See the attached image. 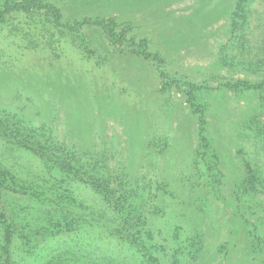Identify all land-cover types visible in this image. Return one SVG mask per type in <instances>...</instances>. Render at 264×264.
Masks as SVG:
<instances>
[{"label":"rangeland","instance_id":"rangeland-1","mask_svg":"<svg viewBox=\"0 0 264 264\" xmlns=\"http://www.w3.org/2000/svg\"><path fill=\"white\" fill-rule=\"evenodd\" d=\"M235 3L65 0L59 5L65 21L114 16L129 22L138 37L151 40V51L166 59L171 78L216 86L221 77L264 78V65L255 74L239 63L250 51L264 55V0L253 4V37L241 47L233 45L237 32L230 25ZM41 23L43 17L14 14L0 24L3 131L15 140L17 128L44 129L67 146L104 159L113 174L145 186L136 198L165 247L162 264L174 262V246L186 241L192 245L181 264H264V187L247 194L241 189L248 165L257 181L264 180V90L197 94L205 104L219 175L200 161L197 117L185 95L162 89L155 62L113 47L99 28L85 27V39L74 41L71 35L43 31ZM224 52L234 57L227 64ZM0 151L18 168L33 164L39 170L38 160L23 155L7 135L0 138ZM5 197L31 210L23 224L40 226L37 217L44 207L19 195ZM176 229L181 237L175 242ZM46 236L36 240L39 264H56L57 257L71 255L72 237ZM20 246L23 264H38Z\"/></svg>","mask_w":264,"mask_h":264},{"label":"trees","instance_id":"trees-1","mask_svg":"<svg viewBox=\"0 0 264 264\" xmlns=\"http://www.w3.org/2000/svg\"><path fill=\"white\" fill-rule=\"evenodd\" d=\"M63 1L0 0V24L6 23L14 14L27 15L29 18L43 17L42 30L71 35L74 41L85 39V27H96L113 47L127 49L155 62L162 89L182 92L197 117L201 163L222 175L213 149V138L208 130L205 104L197 100V94L221 88L261 91L264 90V78L251 80L221 77L222 80L216 86L171 78L165 69L166 59L159 52L151 51V40L138 37L134 25L120 22L114 16H83L65 21L59 5ZM255 3L256 0H236L230 25L237 32L233 40V45L237 47L247 45L253 37L255 27L251 18ZM230 59L234 57L224 52V63L227 64ZM239 63L246 70L258 74L264 65V55L250 51V55L243 54L239 58ZM6 127L0 120V138L7 135L22 147L23 155L38 160L40 165L39 170L33 164H23L18 168L16 163L6 159V152L0 151V264H23L25 258L18 253V242L23 249L29 250V259L35 258V248L40 245V241L36 240L39 235H42L41 240L46 239L47 234H66L75 240L73 249L68 251L71 255L67 259L57 257L59 262L56 264H162L164 257L160 254L165 247L157 242L156 231L149 225V217L144 212L147 208L143 207L144 203L140 205L136 198L137 191L145 189V186H136L130 180L113 174L104 159L89 152H81L76 147H69L59 136L48 134L44 129L26 127L23 132L17 128L16 133H12L15 138L13 140L9 132L3 131ZM258 187H264V180L257 181L248 165L247 177L241 189L247 194L250 190L256 191ZM12 195L31 199L44 207L46 212L37 217V222L41 224L36 230L30 222L23 224L33 214L28 206L11 205L5 200V196ZM237 207L240 212V205ZM242 217L246 219L244 215ZM180 237L179 229H176L173 233L174 241ZM191 245L186 241L174 246V262L171 264H179L180 259L188 255H184V251H188ZM43 248L40 247L41 250ZM35 259L38 264L41 263L40 259Z\"/></svg>","mask_w":264,"mask_h":264}]
</instances>
